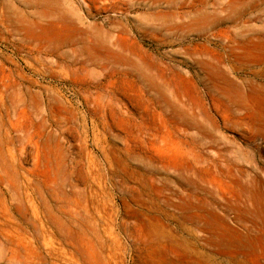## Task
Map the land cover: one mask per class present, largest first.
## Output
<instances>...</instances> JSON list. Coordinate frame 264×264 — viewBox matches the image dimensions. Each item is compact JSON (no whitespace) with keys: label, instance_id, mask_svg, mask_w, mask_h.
I'll list each match as a JSON object with an SVG mask.
<instances>
[{"label":"rangeland","instance_id":"374dc122","mask_svg":"<svg viewBox=\"0 0 264 264\" xmlns=\"http://www.w3.org/2000/svg\"><path fill=\"white\" fill-rule=\"evenodd\" d=\"M153 15L135 0H0V264H264V65L244 63L263 51L256 23H223L237 51L198 36L206 22L174 36ZM111 70L143 91L127 107L154 117V159L172 161L161 133L189 104L219 139L197 152L191 197L184 174L126 153L87 112L76 77Z\"/></svg>","mask_w":264,"mask_h":264},{"label":"bare ground","instance_id":"6f19581e","mask_svg":"<svg viewBox=\"0 0 264 264\" xmlns=\"http://www.w3.org/2000/svg\"><path fill=\"white\" fill-rule=\"evenodd\" d=\"M135 1L139 6H143L154 13L153 18L155 21H157V24L155 25V31L159 33L164 32L174 36L178 34L182 35L189 29L191 25L189 23L185 24V21L187 19H189L190 21L193 20L201 21L203 23L206 22L205 24H203L205 27H203L201 31H199L200 34H198V36L204 37V35L209 34L221 40L228 39L234 43L233 49L237 51L240 49L241 44L240 42L235 41L234 37L230 35L228 30L222 28L223 23L225 24V22H228L229 24H231V26L239 29L246 23V20H250V22L253 21L257 26V28L255 27V31L257 30L255 39L262 45L263 51L255 60L250 59L249 61L244 63L247 64V67L255 64L257 66L264 65V0ZM211 8H218L219 12L224 13V16L219 17L215 14L208 15L207 9ZM195 17L199 18L195 20ZM215 63L220 62L219 60H215ZM210 67L213 69L214 65H211ZM217 68L218 67H215V70ZM108 72L111 73H109L108 75H104L101 80H97L95 82L85 80L83 81V79L80 78L81 76L76 77L75 81H78V85L81 88V90L79 91H81L83 101L87 106V112L95 119L101 120V124L106 130L108 129L111 131L113 130L112 128H114L115 130L124 134L123 138L122 136H120L121 133L117 134L115 137L121 140V143H123L124 146L123 149L126 153L130 152V150L132 152L136 151L139 157H141L142 159H146V161L150 165L159 164L163 169H171L179 176L184 174L186 176V185L189 188L185 191V194L188 197H191L193 195L192 189L194 187V178L197 172V152L201 149L211 150L214 145L218 144L219 139L215 138V136L208 131L205 125H203L201 122H198L197 116L194 112L195 108L191 104H189L187 109H183L181 107V110H178L177 112L175 111V113H173V116L168 119L166 128H163L165 132L161 131V141L167 144V150L172 154V161L165 162L163 161V159H154L146 151L147 148H145L146 136H151V138L157 137L158 133H160L150 124V118L153 122L154 117L149 115L147 106L145 105L144 101L138 102L140 103L138 105L139 110H141L138 114L131 112L127 107V103L132 102L133 96L142 97L143 91L140 89V87L135 85V83H133L134 85L130 83V80L133 82L131 78L128 79V77H130V74L126 72H118L117 70H111ZM216 73H218V71ZM147 101L149 102V100ZM135 104H137V102H135ZM238 104L240 103L238 102ZM123 108L126 110L125 113L122 111ZM238 122H240V120ZM131 134L135 136L136 140H139V144H137V146L135 145L136 148H132L134 145L131 146V144L129 143L132 141H128ZM143 146L145 147L143 148ZM218 158H224L223 152L218 153ZM143 167L145 168V166L142 165V168ZM200 171L204 174L207 173L206 170ZM137 173L139 174V176L144 175L143 178H145V180L150 183L151 186L157 185L154 184L156 180L152 172ZM222 173L223 171H221V174ZM162 191L163 189H160L158 190V193H162Z\"/></svg>","mask_w":264,"mask_h":264}]
</instances>
